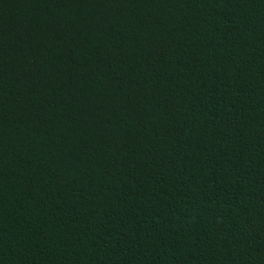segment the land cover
<instances>
[{"label":"trees","instance_id":"trees-1","mask_svg":"<svg viewBox=\"0 0 264 264\" xmlns=\"http://www.w3.org/2000/svg\"><path fill=\"white\" fill-rule=\"evenodd\" d=\"M0 264H264V0H0Z\"/></svg>","mask_w":264,"mask_h":264}]
</instances>
